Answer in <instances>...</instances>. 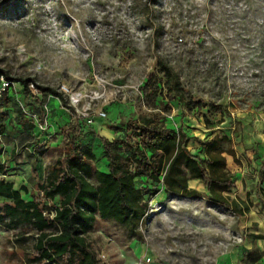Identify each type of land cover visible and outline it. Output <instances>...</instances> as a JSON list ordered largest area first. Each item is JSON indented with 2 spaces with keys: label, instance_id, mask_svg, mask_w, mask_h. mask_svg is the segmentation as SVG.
Instances as JSON below:
<instances>
[{
  "label": "rangeland",
  "instance_id": "rangeland-1",
  "mask_svg": "<svg viewBox=\"0 0 264 264\" xmlns=\"http://www.w3.org/2000/svg\"><path fill=\"white\" fill-rule=\"evenodd\" d=\"M158 58L176 72L185 97L222 105L211 114L169 99L171 111L159 114L173 128L182 122L193 153L205 156L218 140L212 151L225 157L234 184L223 194L233 205L211 202L198 180L188 181L202 194L195 198L136 179L144 197L151 195L148 215L134 234L97 217L85 236L98 264H264V181L257 174L264 157V0H0V69L59 90L79 119L54 94L30 83L26 95L13 80L0 100V178L23 186L24 200L40 196L76 121L78 142L92 149L97 167L101 147L89 127L129 134L124 122L150 111V73V85L164 92ZM8 204L0 197V264H54L33 261L38 230L7 215Z\"/></svg>",
  "mask_w": 264,
  "mask_h": 264
},
{
  "label": "trees",
  "instance_id": "trees-1",
  "mask_svg": "<svg viewBox=\"0 0 264 264\" xmlns=\"http://www.w3.org/2000/svg\"><path fill=\"white\" fill-rule=\"evenodd\" d=\"M157 67L162 74L164 92H158L150 85L156 79L155 74L150 73L146 80V85L150 86V111L140 119L128 118L124 122L129 134L109 140L88 126L100 143L102 157L106 160L105 169H98L94 165L97 160L95 153L78 142L82 129L76 121L66 132L62 152L49 166L45 180L38 186L40 196L34 195L24 200L20 194L23 186L15 189L12 182L0 178V197L11 203L5 207L7 215L14 219L21 218L38 230L33 244V261L98 264L85 232L99 217L112 219L128 233H136L148 215L151 197H144L145 186L136 183L139 178H145L154 185L160 184L168 195L195 198L202 194L190 187L188 181L198 180L211 202L227 207L233 205L229 196L223 194L234 184L225 169V157L222 151H212L218 140H211L206 145L205 156L193 153L187 146L189 136L182 122L173 128L159 114L171 111L169 99H177L187 110L196 107L200 111L206 106L207 113L211 114H220L222 105L214 102L206 104L202 100L185 97L173 68L161 58L157 59ZM0 75L10 84L13 80L19 81L26 95L31 94L30 83L41 92L54 94L60 99L61 107L68 109L79 120L74 108L59 90L38 84L31 77L11 78L3 69H0ZM158 95H162L166 101H158ZM200 115L207 120L205 114ZM230 154L233 156L232 152ZM14 155L15 151L11 150L10 158ZM5 163H0V174H6ZM257 174L258 179L264 181V157L259 161ZM157 192L156 188L152 194ZM56 196L59 200L51 207L42 204L43 199L52 200ZM46 209L53 211L52 217L44 213ZM54 225L58 227L56 232L46 231Z\"/></svg>",
  "mask_w": 264,
  "mask_h": 264
},
{
  "label": "crops",
  "instance_id": "crops-1",
  "mask_svg": "<svg viewBox=\"0 0 264 264\" xmlns=\"http://www.w3.org/2000/svg\"><path fill=\"white\" fill-rule=\"evenodd\" d=\"M91 127L94 129L95 132H97L98 134L104 136L105 138H107L109 140L118 136V134L115 132L114 129H112L111 132H105V131L101 130V128H96V126H94L93 124L91 125ZM97 129H99V130H97ZM98 131H100V132H98ZM97 168L98 169H105L106 168V160L104 159V157H102V161L100 163L98 161Z\"/></svg>",
  "mask_w": 264,
  "mask_h": 264
},
{
  "label": "built area",
  "instance_id": "built-area-1",
  "mask_svg": "<svg viewBox=\"0 0 264 264\" xmlns=\"http://www.w3.org/2000/svg\"><path fill=\"white\" fill-rule=\"evenodd\" d=\"M9 87H10V81H8L2 75H0V98L4 95V93L6 92V90ZM99 115L101 117H105L106 113L105 112H99ZM51 213H52V216H53V212H51Z\"/></svg>",
  "mask_w": 264,
  "mask_h": 264
}]
</instances>
